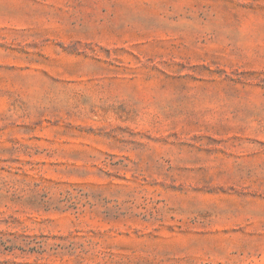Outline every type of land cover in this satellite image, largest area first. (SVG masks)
Here are the masks:
<instances>
[{
  "label": "rangeland",
  "instance_id": "1",
  "mask_svg": "<svg viewBox=\"0 0 264 264\" xmlns=\"http://www.w3.org/2000/svg\"><path fill=\"white\" fill-rule=\"evenodd\" d=\"M0 264H264V0H0Z\"/></svg>",
  "mask_w": 264,
  "mask_h": 264
}]
</instances>
